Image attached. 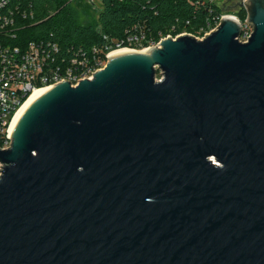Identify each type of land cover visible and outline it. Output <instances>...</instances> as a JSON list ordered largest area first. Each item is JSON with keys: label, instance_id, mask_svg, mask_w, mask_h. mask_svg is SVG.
I'll use <instances>...</instances> for the list:
<instances>
[{"label": "water", "instance_id": "1", "mask_svg": "<svg viewBox=\"0 0 264 264\" xmlns=\"http://www.w3.org/2000/svg\"><path fill=\"white\" fill-rule=\"evenodd\" d=\"M243 7L246 42L225 17L29 104L0 149V264H264V0Z\"/></svg>", "mask_w": 264, "mask_h": 264}, {"label": "built area", "instance_id": "2", "mask_svg": "<svg viewBox=\"0 0 264 264\" xmlns=\"http://www.w3.org/2000/svg\"><path fill=\"white\" fill-rule=\"evenodd\" d=\"M187 1L206 13L205 24L196 33L183 31L174 37L167 34L153 40L140 28H128L122 37L104 45L105 61L96 59L91 64L82 49L69 48L73 55L65 59L61 55L60 46L52 39H25V35L21 33L26 26L24 21L32 18L25 0H0V149L10 146L13 117L31 92L63 81L75 86L80 80L92 78V74L104 66L107 57L114 50H144L158 46L167 37L175 38L183 34L202 39L214 31L225 17L240 24V34L237 37L240 42H246L250 37L253 29L246 21V12L244 18H240L237 13L239 8H244L245 0L237 2V9L233 11L226 8L228 0ZM93 50L96 51V48ZM1 170L0 162V174Z\"/></svg>", "mask_w": 264, "mask_h": 264}, {"label": "trees", "instance_id": "3", "mask_svg": "<svg viewBox=\"0 0 264 264\" xmlns=\"http://www.w3.org/2000/svg\"><path fill=\"white\" fill-rule=\"evenodd\" d=\"M25 3L32 13L21 31L25 39L54 40L65 59L73 55L69 48L82 49L91 64L96 59L105 61L104 45L122 37L128 28H140L148 37L158 40L183 31L196 33L206 21L205 11L187 0H101L96 20L89 23L77 22L70 0H25ZM237 13L240 18L245 17L244 8Z\"/></svg>", "mask_w": 264, "mask_h": 264}, {"label": "rangeland", "instance_id": "4", "mask_svg": "<svg viewBox=\"0 0 264 264\" xmlns=\"http://www.w3.org/2000/svg\"><path fill=\"white\" fill-rule=\"evenodd\" d=\"M237 2H240V0H228L226 8L229 11L237 9ZM101 4V0H92V3L89 0H72L77 22H94L96 20L97 9L101 7ZM159 77L160 75L158 73L157 78Z\"/></svg>", "mask_w": 264, "mask_h": 264}, {"label": "bare ground", "instance_id": "5", "mask_svg": "<svg viewBox=\"0 0 264 264\" xmlns=\"http://www.w3.org/2000/svg\"><path fill=\"white\" fill-rule=\"evenodd\" d=\"M126 51H127L126 49L114 50L109 55H115V54H119V53L126 52ZM46 90H47V88H40V89H35L33 92L30 93V95L28 96V98L22 103V105L19 107V109L15 113V115L13 117V120H12V123H11V126H10V132L12 131L15 123L17 122V120L19 119V117L21 116V114L29 106V104L31 102H33L42 93H44Z\"/></svg>", "mask_w": 264, "mask_h": 264}]
</instances>
